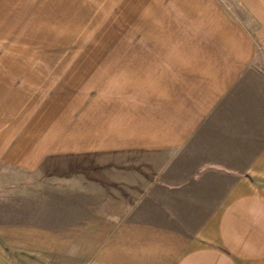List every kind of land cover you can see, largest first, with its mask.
Returning <instances> with one entry per match:
<instances>
[{"label": "crops", "instance_id": "obj_1", "mask_svg": "<svg viewBox=\"0 0 264 264\" xmlns=\"http://www.w3.org/2000/svg\"><path fill=\"white\" fill-rule=\"evenodd\" d=\"M72 157L61 264H264V0H0V166Z\"/></svg>", "mask_w": 264, "mask_h": 264}, {"label": "rangeland", "instance_id": "obj_2", "mask_svg": "<svg viewBox=\"0 0 264 264\" xmlns=\"http://www.w3.org/2000/svg\"><path fill=\"white\" fill-rule=\"evenodd\" d=\"M91 169L87 158L77 157L61 171L45 174L0 166V250L17 264H61L67 251L76 262L86 224L110 212L95 209L92 196L79 194V186L87 184L84 172Z\"/></svg>", "mask_w": 264, "mask_h": 264}]
</instances>
